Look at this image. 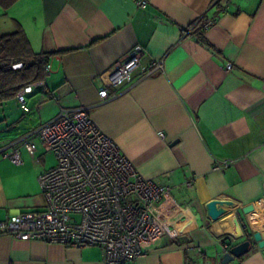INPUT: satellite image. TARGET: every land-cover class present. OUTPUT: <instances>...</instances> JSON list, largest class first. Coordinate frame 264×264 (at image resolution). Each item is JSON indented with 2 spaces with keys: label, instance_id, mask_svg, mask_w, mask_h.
<instances>
[{
  "label": "crops",
  "instance_id": "crops-1",
  "mask_svg": "<svg viewBox=\"0 0 264 264\" xmlns=\"http://www.w3.org/2000/svg\"><path fill=\"white\" fill-rule=\"evenodd\" d=\"M144 1L0 0V34L22 28L51 67L25 95L27 110L16 95L0 101V146L20 159L0 156V221L42 208L38 176L55 165L38 138L34 150L10 144L61 108L87 106L138 173L168 187L157 215L177 236L142 245L134 264H221V239L229 248L245 239L233 237L234 216L252 247L229 264H264L252 236L264 238V0ZM135 47L144 68L162 58L164 71L136 69L119 97L99 103V89L112 90L108 72ZM225 159L228 167L213 168ZM211 200L222 210L215 219ZM0 264L108 263L97 246L0 234Z\"/></svg>",
  "mask_w": 264,
  "mask_h": 264
},
{
  "label": "built area",
  "instance_id": "built-area-1",
  "mask_svg": "<svg viewBox=\"0 0 264 264\" xmlns=\"http://www.w3.org/2000/svg\"><path fill=\"white\" fill-rule=\"evenodd\" d=\"M137 5L145 7L146 2L137 0ZM214 21V17L207 18L204 27ZM141 56V48L135 47L114 63L107 76L112 90L100 88L99 103L119 97V87L132 82L136 69L143 77L164 71L162 58L144 68ZM23 67V61L0 58L4 71ZM43 71L44 76L51 72L48 61ZM44 84V79L31 82L15 94L23 110H27L25 95ZM36 138L55 157V165L38 176L43 206L1 220L0 234L73 247L97 246L108 264H134L144 254L142 245L177 236L176 230L157 215L168 187L140 175L118 145L95 125L87 106L61 108L54 118L17 137L10 145L34 150ZM8 147L9 144L0 146V156H11L14 162H20L12 151H5ZM231 161L215 160L213 168L223 170ZM221 247L224 252L228 250L226 239H221Z\"/></svg>",
  "mask_w": 264,
  "mask_h": 264
},
{
  "label": "trees",
  "instance_id": "trees-1",
  "mask_svg": "<svg viewBox=\"0 0 264 264\" xmlns=\"http://www.w3.org/2000/svg\"><path fill=\"white\" fill-rule=\"evenodd\" d=\"M69 50H58L54 53L62 54ZM48 57V54L32 53L22 28L10 34H0V58L24 63V67L18 70L4 71L0 68V101L14 96L29 83L41 80L44 77L43 66ZM243 231L245 238H250L251 234L244 224Z\"/></svg>",
  "mask_w": 264,
  "mask_h": 264
},
{
  "label": "water",
  "instance_id": "water-1",
  "mask_svg": "<svg viewBox=\"0 0 264 264\" xmlns=\"http://www.w3.org/2000/svg\"><path fill=\"white\" fill-rule=\"evenodd\" d=\"M219 201L217 200H211L207 203V211L211 218L215 219L218 216L221 215L222 210L216 207V204ZM248 210H251V206H248V208L244 209V212H247ZM233 222V237L235 239H239L243 236L246 237L244 231H243V223L240 222L239 218L234 216L232 218ZM253 240L257 243L259 247H264V238L261 237V234L259 232L253 233ZM252 245L251 238H245L241 242L231 246L222 256L221 258V264H229L231 263L235 258H240L244 255H246Z\"/></svg>",
  "mask_w": 264,
  "mask_h": 264
},
{
  "label": "rangeland",
  "instance_id": "rangeland-1",
  "mask_svg": "<svg viewBox=\"0 0 264 264\" xmlns=\"http://www.w3.org/2000/svg\"><path fill=\"white\" fill-rule=\"evenodd\" d=\"M14 107H15V105H14ZM0 109H1V107H0ZM5 109H9V108H8V107H6V108L4 107L3 110H5ZM15 111H16V108H15ZM1 113H2V112H1V110H0V120L2 119ZM16 113H18V112H16ZM0 123H2V121H1Z\"/></svg>",
  "mask_w": 264,
  "mask_h": 264
}]
</instances>
